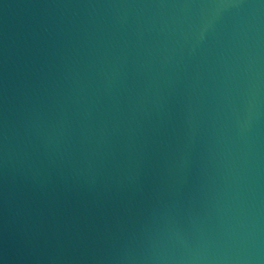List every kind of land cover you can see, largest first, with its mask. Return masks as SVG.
I'll use <instances>...</instances> for the list:
<instances>
[{
	"label": "water",
	"instance_id": "95a60500",
	"mask_svg": "<svg viewBox=\"0 0 264 264\" xmlns=\"http://www.w3.org/2000/svg\"><path fill=\"white\" fill-rule=\"evenodd\" d=\"M0 264H264V0H0Z\"/></svg>",
	"mask_w": 264,
	"mask_h": 264
}]
</instances>
